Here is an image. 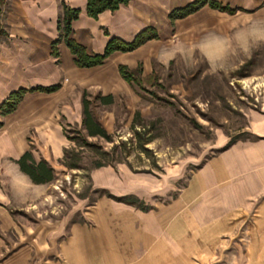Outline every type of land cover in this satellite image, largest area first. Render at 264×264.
Here are the masks:
<instances>
[{"label": "crops", "instance_id": "obj_1", "mask_svg": "<svg viewBox=\"0 0 264 264\" xmlns=\"http://www.w3.org/2000/svg\"><path fill=\"white\" fill-rule=\"evenodd\" d=\"M193 1L130 0L98 18L87 13V0H5L0 6V105L25 90L14 111L0 109V264H201L215 255L218 238L232 232L234 215L264 192V139H258L233 143L181 185L179 167L163 174L124 162L94 167L91 183L103 193L92 203L83 197L79 209L60 216H43L38 207L68 170L65 151L75 146L68 129L104 140L142 100L120 66L151 77L191 26L231 29L264 13V0H215L225 9L206 4L170 18ZM64 4L80 9L70 37L90 56L103 54L112 38L131 42L147 28L158 36L132 51H114L101 64L80 66L61 38ZM26 168L44 178L36 180ZM259 247L254 263L264 264L263 241Z\"/></svg>", "mask_w": 264, "mask_h": 264}, {"label": "rangeland", "instance_id": "obj_2", "mask_svg": "<svg viewBox=\"0 0 264 264\" xmlns=\"http://www.w3.org/2000/svg\"><path fill=\"white\" fill-rule=\"evenodd\" d=\"M241 20L223 30L205 22L200 31L191 26L166 64L155 65L156 73L143 79L137 73L142 100L132 117H120L110 139L89 140L68 129L75 138L69 162L76 154L79 167L67 165L40 202L41 214L60 216L79 209L81 198L92 203L102 195L90 180L99 162H124L153 174L179 167L181 185L233 143L264 139V13ZM79 215L76 211L74 219ZM231 227L218 238L215 255L201 264H255L264 242V192L234 215Z\"/></svg>", "mask_w": 264, "mask_h": 264}, {"label": "trees", "instance_id": "obj_3", "mask_svg": "<svg viewBox=\"0 0 264 264\" xmlns=\"http://www.w3.org/2000/svg\"><path fill=\"white\" fill-rule=\"evenodd\" d=\"M4 1L5 0H0V6L4 3ZM129 1L130 0H87V13L91 17L98 18V16L102 12L106 10L115 11L118 8H120L122 4H127ZM206 4H209L212 8L225 9L224 7H222V5L219 2L215 0H195L189 3L188 5H186L185 7L177 8L173 10L170 14V18L172 20L184 18L196 12L197 10H199L201 7H203ZM0 11H1V8H0ZM79 15H80V9L70 8L64 4L63 11L59 17L58 24H59V29L61 32V38H64L66 43L72 49L73 53L76 54L77 63L80 66H94V65L101 64L114 51H118V50L123 51V52L132 51L138 48L139 46H141L142 44H144L146 41L152 38H156L158 36L155 30H153L152 28H147L143 30L142 32H140L131 42H125L118 38H112L108 42L103 54L90 56L86 53V51L84 50L82 46L77 44L70 37L71 32H72V22L73 20L77 19ZM0 32H2L1 24H0ZM120 72L123 75V77L127 79L129 82L141 86L142 84L141 80L137 78L136 76V74L139 73V69L134 71V70L128 69L125 66H120ZM51 89H55V87L47 88V90H51ZM24 92L25 90H20L18 92L12 93L10 97L0 105L2 114H7V113L14 111L18 103L22 99ZM104 136L107 139H110V136L108 134L105 133ZM69 138L75 139L73 138V136H69ZM103 154H106V152H104ZM70 155H71V152L68 149H66L65 155H64V162L66 163V165H68L70 168L79 167L76 162V159L78 156L76 154H73L72 155L73 162H69ZM27 156L28 154L26 153L24 157L22 158L21 160L22 164H24L23 162L25 158H27ZM102 165H106V164L99 162L96 165V167L102 166ZM43 166L44 164L41 163V168H43ZM26 170L30 174H32L36 180H40L44 178L42 172H40L41 174L39 175L41 177H37L35 171H33L31 168H26ZM41 171L43 170L41 169Z\"/></svg>", "mask_w": 264, "mask_h": 264}]
</instances>
